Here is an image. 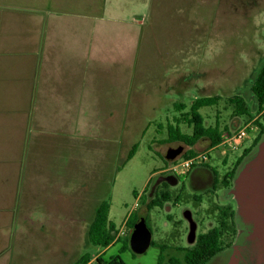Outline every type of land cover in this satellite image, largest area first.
I'll return each mask as SVG.
<instances>
[{
	"label": "crops",
	"instance_id": "crops-1",
	"mask_svg": "<svg viewBox=\"0 0 264 264\" xmlns=\"http://www.w3.org/2000/svg\"><path fill=\"white\" fill-rule=\"evenodd\" d=\"M168 1L0 0V259L29 229H58L75 225L78 212L95 214L110 163L142 130L138 117L188 89L183 67L172 65L170 77L143 72L156 50L168 65V47L145 43L156 6ZM200 144L211 148L202 139L191 149ZM167 162L149 176L147 187L159 176L149 200L167 178L173 187L180 181ZM238 170L225 186L235 187L237 200ZM169 191L162 195L170 198Z\"/></svg>",
	"mask_w": 264,
	"mask_h": 264
},
{
	"label": "rangeland",
	"instance_id": "rangeland-1",
	"mask_svg": "<svg viewBox=\"0 0 264 264\" xmlns=\"http://www.w3.org/2000/svg\"><path fill=\"white\" fill-rule=\"evenodd\" d=\"M177 2L181 0H169L156 6V16L149 29L151 38L150 41L145 40L154 49L168 47V65L160 62L156 50L151 52V63L143 72L149 76L170 77L172 65L183 67L189 75L188 89L182 95L168 94L167 100H160L156 114L138 117L141 118L142 130L125 142V153L117 158L116 163H110L107 193L103 191V195L97 197V203L110 200V220L118 229L126 225L125 221L132 213L146 219L152 241L159 247L151 245L143 254L135 253L131 247L120 254L122 243L105 250L94 247L88 242V230L95 214L84 211L77 213L75 225L71 223L68 226L70 223H67L58 229L32 228L24 237L14 238L12 254L0 259V264H73L86 253L92 256L90 264H98L99 256L109 262L117 255H121L126 264H158L160 246L168 247L163 254V264H170L171 259L186 264V252L179 248H189L192 222L198 224L197 234L206 233L210 228L222 229L224 250L208 264H264V134L259 145L252 148L261 134L257 122L264 128V111L258 112V102L251 90L264 62V0ZM175 48L183 50L176 52ZM234 95L246 100L250 116H233L234 109L228 99ZM214 96L222 97L220 104L200 110L207 127L218 122L221 128L228 127L225 135H229L255 119L258 129L238 151L230 153L202 144L195 151L206 153L209 166L218 171L221 180L244 150L252 149L243 159L247 161L245 165L237 166L238 171L243 168L240 190H237L243 202H252L253 209L262 212V226H255L248 220L257 218L254 211H244L241 215L235 187H225L222 183L214 189L211 186L201 188L191 180H180L174 187L168 180L163 181L157 193L161 206L148 211L146 203L150 201L149 194L159 178H154L147 187L149 176L168 166L165 156L170 148L183 146V154L189 149L183 143L168 142L169 124L176 127V118L186 115L195 100ZM178 103L184 104L186 109L179 111L175 107ZM151 122L146 133L143 132ZM180 130L185 134L192 133L184 123L180 124ZM134 144L139 145L136 154L127 161ZM168 187L170 198L165 201L162 193H168ZM19 227L18 223L13 225L14 233H21Z\"/></svg>",
	"mask_w": 264,
	"mask_h": 264
},
{
	"label": "trees",
	"instance_id": "trees-1",
	"mask_svg": "<svg viewBox=\"0 0 264 264\" xmlns=\"http://www.w3.org/2000/svg\"><path fill=\"white\" fill-rule=\"evenodd\" d=\"M251 90L255 95L258 102V112L261 113L264 110V65L260 68L255 80L251 85ZM222 100L221 96L214 97H203L195 100L191 107L190 111L185 115L181 114L180 118H176L175 127L173 124H169L168 127V142L174 143H183L186 146L190 147L188 151H186L183 156L185 158H189L196 154L191 148H193L200 140L208 139L211 143V148L217 147L224 139L225 133L229 131L228 127L221 128L218 122L215 126H206L205 116L200 112L203 108H212L218 106ZM229 105H231L234 109L233 116L234 117H242V116H250V111L247 105L246 100L239 95H234L228 99ZM186 107L181 105V109L179 111H184ZM254 117H249V119H253ZM184 123L189 128L192 129L191 134H185L180 130V124ZM257 125L261 127V134L255 140L252 148L257 147L261 141L262 135L264 134V128L261 126L259 122ZM138 149V145H134L128 155V160H131ZM252 149H245L243 155L237 161V165L240 164L241 160L245 156H247ZM235 176V171L229 174L230 179H233ZM225 185H228V180L224 181ZM162 200H169V197L162 195ZM155 206H161L159 202L158 196L154 200H150L147 203V207L150 210ZM110 209L111 203L110 200H104L101 202L95 212L94 218L89 226L88 230V242L94 247H99L102 249H108L109 247L122 243L120 248V254L125 253L130 250V237L131 233L128 237L124 239H120L116 241V235L118 233V228L116 224L110 220ZM224 215V213H222ZM141 219L136 213H132L126 222L127 227L130 229V232L133 230L136 222ZM148 223V222H147ZM149 226V225H148ZM150 228V227H149ZM222 229L221 228H213L209 230L205 234H201L198 236L194 247L191 249H186L184 261L186 264H208L215 257H217L223 250V244L221 241L222 238ZM152 245L156 246L154 242ZM167 247L160 246L161 254L158 258V264L164 263V252ZM92 261V256L90 253H86L83 255L78 261L73 264H90ZM98 264H126L121 255H117L113 257L109 262H106L103 257L99 256L97 258ZM170 264H182L177 259H171Z\"/></svg>",
	"mask_w": 264,
	"mask_h": 264
},
{
	"label": "built area",
	"instance_id": "built-area-1",
	"mask_svg": "<svg viewBox=\"0 0 264 264\" xmlns=\"http://www.w3.org/2000/svg\"><path fill=\"white\" fill-rule=\"evenodd\" d=\"M264 111V110H263ZM262 111V112H263ZM255 119L248 122L238 131L231 133L229 135H225L221 144H219L214 149H222L230 152L238 151L242 148L250 136L256 133L258 127L255 126ZM208 160L206 153H196L194 156L189 158L179 157L176 160L171 162V166L169 170L178 177H184L189 173V171L198 164H201ZM126 224V223H125ZM132 233L130 229L124 225L120 229H118V233L116 235V241L120 239H124L128 237Z\"/></svg>",
	"mask_w": 264,
	"mask_h": 264
},
{
	"label": "water",
	"instance_id": "water-1",
	"mask_svg": "<svg viewBox=\"0 0 264 264\" xmlns=\"http://www.w3.org/2000/svg\"><path fill=\"white\" fill-rule=\"evenodd\" d=\"M183 152H184L183 146H180L178 148H170L166 154V159L168 161H174L178 157H180L183 154ZM262 155L264 157V145H263V154ZM261 162H263L262 158H261ZM167 180H168V178H167ZM154 187H155V185H154ZM154 187H153V189H154ZM238 200H239V205H240V209H241V215L244 214V211H247V212L254 211L257 214V218L254 220L248 218V220L252 221L256 226L257 225L262 226V223H261L262 222L261 217L263 216L262 212L259 210L253 209L252 204H251L252 202H249L248 200L247 201L244 200V202H243L242 197L241 198L238 197ZM245 202L247 203V205ZM195 234H196V225L192 224L191 241H194ZM151 244H152L151 229L149 228L147 221L144 218H141L136 222V224L133 227L131 237H130V247L135 253L143 254L148 250V248L151 246Z\"/></svg>",
	"mask_w": 264,
	"mask_h": 264
},
{
	"label": "flooded vegetation",
	"instance_id": "flooded-vegetation-1",
	"mask_svg": "<svg viewBox=\"0 0 264 264\" xmlns=\"http://www.w3.org/2000/svg\"><path fill=\"white\" fill-rule=\"evenodd\" d=\"M230 152V151H228ZM252 152V151H251ZM250 152V153H251ZM231 153V152H230ZM247 157V156H245ZM245 157L243 159H245ZM209 159L201 164L195 165L187 175L184 177H180V180L188 181L191 180L193 183H196L197 186H200L201 188H207V187H212L216 188L219 183H222L223 186H226L224 181L228 180V184H230L231 180L229 177V174L232 173L233 171L236 172L237 169V162L236 164L232 167V169L228 170L225 176L220 180L218 178L219 173L215 169L211 168L209 166ZM242 162V161H241ZM240 162V164H241ZM199 187V188H200ZM231 214V211H230ZM255 225V224H254ZM256 226V225H255ZM230 264V263H229Z\"/></svg>",
	"mask_w": 264,
	"mask_h": 264
}]
</instances>
